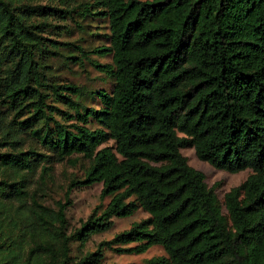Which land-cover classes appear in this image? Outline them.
I'll return each instance as SVG.
<instances>
[{"label":"trees","instance_id":"obj_1","mask_svg":"<svg viewBox=\"0 0 264 264\" xmlns=\"http://www.w3.org/2000/svg\"><path fill=\"white\" fill-rule=\"evenodd\" d=\"M49 1L61 6L0 0V264H104L107 248L155 245L165 254L131 264H264V0ZM75 15L107 18L110 44L45 35L53 18ZM60 46L113 79L111 92L91 91L99 107L83 104V86L46 74ZM189 147L217 169L251 173L221 202ZM75 155L90 166L65 200L38 201L31 187L50 176L46 163ZM95 183L110 202L70 229L71 191ZM139 209L149 218L84 251Z\"/></svg>","mask_w":264,"mask_h":264},{"label":"rangeland","instance_id":"obj_2","mask_svg":"<svg viewBox=\"0 0 264 264\" xmlns=\"http://www.w3.org/2000/svg\"><path fill=\"white\" fill-rule=\"evenodd\" d=\"M42 4H51L61 6L59 2L49 0H38ZM93 3V0H77V4ZM53 28L45 33L46 36L60 41H76L87 50H91L100 45L110 44V27L109 21L104 17L89 16L82 18L75 15L73 19L53 18ZM78 55V52L72 48L60 46L56 49V53L46 55L44 59V70L50 80L56 84L76 83L83 86L85 94L80 98L85 106L99 107L100 99L96 95H92V90L105 89L112 91L114 81L106 73L96 69L89 61L83 63L69 60L67 57ZM92 58L101 63H111L112 55L99 56L91 55ZM92 127L97 124L92 122ZM30 143L36 146L41 152L48 151L39 143L30 138ZM104 145H114L113 141H109ZM182 153L188 157L189 163L195 168L206 174V181L215 192L221 202L224 196L232 187L240 185L246 180L251 173L250 169L230 173L220 170L212 166L206 161L200 160L194 148H182ZM50 169V176L42 183L38 181L31 188L34 197L41 203L57 208L59 200H65L69 184L75 178H82L85 170L90 166L88 159L75 155L71 161H57L52 158L50 163H46ZM38 175L36 176V178ZM102 183H95L88 187L77 186L70 193L71 204L67 209V216L70 222V229L80 226L81 220L86 219L95 207L101 205V209L105 208L110 202L112 196H101ZM224 211H226L224 209ZM149 214L143 209H139L134 215L129 217H114L113 227L105 232L95 234L83 248L84 251H94L98 245L104 241L114 237L115 234L129 229L134 222H138L149 218ZM133 245V244H131ZM165 254L164 249L155 245L147 252L141 254L119 253L113 249L104 250V264H131L141 263L153 256Z\"/></svg>","mask_w":264,"mask_h":264}]
</instances>
